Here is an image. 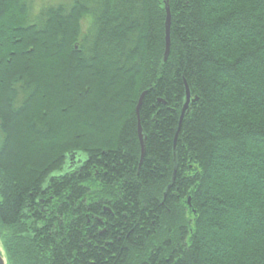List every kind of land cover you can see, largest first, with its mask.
<instances>
[{"label":"trees","instance_id":"trees-1","mask_svg":"<svg viewBox=\"0 0 264 264\" xmlns=\"http://www.w3.org/2000/svg\"><path fill=\"white\" fill-rule=\"evenodd\" d=\"M31 10L0 0L6 264H264V0Z\"/></svg>","mask_w":264,"mask_h":264},{"label":"water","instance_id":"water-1","mask_svg":"<svg viewBox=\"0 0 264 264\" xmlns=\"http://www.w3.org/2000/svg\"><path fill=\"white\" fill-rule=\"evenodd\" d=\"M164 9H165V13H166V18H165V23H164L165 48H164V53H163V57H162L163 63L167 59V56H168V53H169V47H170V38H169L170 13H169V6H168V3L166 1L164 3ZM144 94H145L144 92L141 93V95L139 97L138 104L136 106L137 115H138V110H139V107L141 105V102H142ZM194 100H196V98L193 99L192 101H194ZM190 102H191V98H190L189 90H188L187 87H185V98H184V101H183V104H182V108H181V111H180L179 120H178V126H177V132L175 134L174 142L176 140V136H177L178 131L180 129V125H181L182 119H183L185 113L188 110ZM137 133H138V141H139V145H140V160H139V163H141V161L143 159V156H144L145 137L142 134V129L140 127V123H139L138 117H137ZM174 148H173V156H174V159H175V153H174L175 149ZM174 175H175V168H174V171H173V176H172L171 182H173V180H174ZM170 186H171V184L167 187V189ZM188 204H189V200H188ZM0 264H6L4 253L2 251L1 245H0Z\"/></svg>","mask_w":264,"mask_h":264},{"label":"rangeland","instance_id":"rangeland-1","mask_svg":"<svg viewBox=\"0 0 264 264\" xmlns=\"http://www.w3.org/2000/svg\"><path fill=\"white\" fill-rule=\"evenodd\" d=\"M69 0H31L32 5V13L36 15L38 10L42 8V6H49V5H59L63 2L67 3Z\"/></svg>","mask_w":264,"mask_h":264},{"label":"bare ground","instance_id":"bare-ground-1","mask_svg":"<svg viewBox=\"0 0 264 264\" xmlns=\"http://www.w3.org/2000/svg\"><path fill=\"white\" fill-rule=\"evenodd\" d=\"M189 200V199H188ZM189 205V204H188Z\"/></svg>","mask_w":264,"mask_h":264}]
</instances>
